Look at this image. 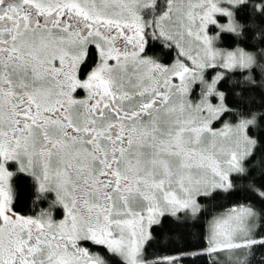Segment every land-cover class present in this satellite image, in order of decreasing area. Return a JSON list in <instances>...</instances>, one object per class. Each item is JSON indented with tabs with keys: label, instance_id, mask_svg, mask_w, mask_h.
Masks as SVG:
<instances>
[{
	"label": "snow or ice",
	"instance_id": "obj_1",
	"mask_svg": "<svg viewBox=\"0 0 264 264\" xmlns=\"http://www.w3.org/2000/svg\"><path fill=\"white\" fill-rule=\"evenodd\" d=\"M253 92L264 0H0V264H145L154 225L235 178L264 206ZM206 241L264 264V207L212 217Z\"/></svg>",
	"mask_w": 264,
	"mask_h": 264
},
{
	"label": "trees",
	"instance_id": "obj_2",
	"mask_svg": "<svg viewBox=\"0 0 264 264\" xmlns=\"http://www.w3.org/2000/svg\"><path fill=\"white\" fill-rule=\"evenodd\" d=\"M244 15L241 13V22H245ZM223 43L228 48L236 46L234 39L225 40ZM209 72L215 74L213 70H209ZM230 86V84L226 85V87ZM245 103L251 110L264 111L260 107L261 104H264V96L260 92L249 94ZM262 132H264V125H261L259 129H250L249 134L260 138ZM257 158L258 160L264 158V153H258ZM255 175L258 179L259 172ZM234 184L236 190L231 194L220 193L215 198L199 201L203 207L197 217L188 216L180 223H176L174 218H167L162 226L154 225L151 229L152 238L148 240L143 250L145 264H164L162 258L177 256L180 258V264H236V262H232L233 260L214 259L212 255L203 251L208 247L206 236L208 223L212 217L224 213L235 205L244 203L253 204L257 210L264 207L244 191L247 180L235 178ZM19 191L23 198L21 208L27 210L30 207V184L27 181H20ZM261 255L264 254L257 252L255 258L259 259ZM112 264H119L118 258H113Z\"/></svg>",
	"mask_w": 264,
	"mask_h": 264
},
{
	"label": "rangeland",
	"instance_id": "obj_3",
	"mask_svg": "<svg viewBox=\"0 0 264 264\" xmlns=\"http://www.w3.org/2000/svg\"><path fill=\"white\" fill-rule=\"evenodd\" d=\"M211 70V69H210ZM209 71V70H208ZM212 73V72H211ZM226 212V211H225ZM219 215H221V214H219ZM148 242V241H147ZM146 242V243H147ZM146 243L143 245V249H142V253H141V258H142V260H143V250H144V247H145V245H146ZM237 251H239V250H237ZM212 255V257L214 258V259H225V260H227V261H229V260H233L232 262H236L237 261V256H236V254H235V252H228V251H221V252H217V253H212L211 254ZM144 261V260H143Z\"/></svg>",
	"mask_w": 264,
	"mask_h": 264
}]
</instances>
